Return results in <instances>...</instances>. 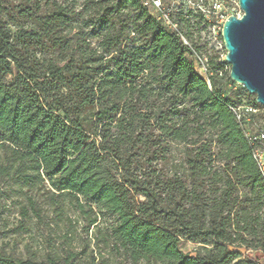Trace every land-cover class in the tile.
I'll use <instances>...</instances> for the list:
<instances>
[{
  "label": "trees",
  "instance_id": "1",
  "mask_svg": "<svg viewBox=\"0 0 264 264\" xmlns=\"http://www.w3.org/2000/svg\"><path fill=\"white\" fill-rule=\"evenodd\" d=\"M191 54L140 0H0V180L46 185L54 206L69 197L86 229H107L113 258L64 240L1 246L0 264L264 261L261 142L244 135L223 75L208 85ZM26 201L20 216L42 219Z\"/></svg>",
  "mask_w": 264,
  "mask_h": 264
},
{
  "label": "rangeland",
  "instance_id": "2",
  "mask_svg": "<svg viewBox=\"0 0 264 264\" xmlns=\"http://www.w3.org/2000/svg\"><path fill=\"white\" fill-rule=\"evenodd\" d=\"M205 4L208 0H202ZM236 12V11H235ZM174 17L180 22L184 34L193 48L202 57L215 60L217 55L223 51L221 30L213 36L208 25L194 11L186 8V5L179 1L175 9ZM229 69L223 72L222 92L227 97L232 98L241 105H254L255 95L248 91H243L237 84H229L226 76ZM258 104V103H257ZM259 105V104H258ZM255 106V105H254ZM260 106V105H259ZM258 111L254 120L256 124L264 130V106L257 107ZM251 131L256 130V125H250ZM32 195L43 205V218L37 219L29 212L28 217L20 216V208L26 206L27 197ZM48 186L40 183L34 186L21 185L16 180H0V248L4 247L6 253L25 254V246L29 245L37 252L45 253L51 246L60 250L67 245L61 244L67 240L74 251L84 252L83 256L89 254L90 250L101 253L104 257L112 258L110 246L105 242L107 229L104 225L100 228L90 225L86 229L87 222L70 202L69 197H61L57 205H52L49 197ZM62 210V216L55 211L56 207ZM23 220L24 228L20 229V221ZM19 227V228H18ZM66 234L67 238L63 235ZM196 243L183 241L181 249L189 255L194 254ZM246 256L255 258L258 254L254 249L245 251ZM258 264H264V261H258Z\"/></svg>",
  "mask_w": 264,
  "mask_h": 264
},
{
  "label": "built area",
  "instance_id": "3",
  "mask_svg": "<svg viewBox=\"0 0 264 264\" xmlns=\"http://www.w3.org/2000/svg\"><path fill=\"white\" fill-rule=\"evenodd\" d=\"M145 6L151 16L159 20L166 30L176 33L180 36L184 45L189 46L192 49L190 58L194 63L195 72L206 80L208 85L211 83V77L217 72L219 76L223 75V72L229 69L230 65L225 61L226 49L220 44L223 51L217 55L215 62L222 63L221 69H213L212 64L206 57H201L195 48L190 44L187 35L184 34L180 22L175 19L174 12L176 7L181 1L186 5V8L190 11L196 12L198 16L208 25L210 32L213 36L218 34V30H221L223 22L230 14L240 17L242 10L239 6L238 0H208L209 3L205 4L202 0H140ZM236 11V12H235ZM236 118L241 122L244 135L248 141L255 143L257 140L261 142L260 145L253 148V158L258 165L262 176L264 178V130L256 124L254 116L256 115L257 106L248 105H236L233 106ZM256 125V130L253 132L249 129L250 125Z\"/></svg>",
  "mask_w": 264,
  "mask_h": 264
},
{
  "label": "water",
  "instance_id": "4",
  "mask_svg": "<svg viewBox=\"0 0 264 264\" xmlns=\"http://www.w3.org/2000/svg\"><path fill=\"white\" fill-rule=\"evenodd\" d=\"M240 17H227L221 28L228 77L264 106V0H238ZM245 252L244 247L239 248Z\"/></svg>",
  "mask_w": 264,
  "mask_h": 264
}]
</instances>
